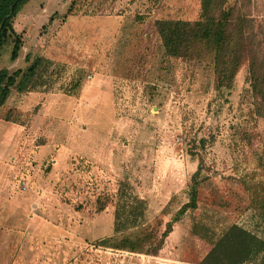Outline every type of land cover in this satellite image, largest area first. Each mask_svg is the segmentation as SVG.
I'll return each instance as SVG.
<instances>
[{"label":"rangeland","instance_id":"rangeland-1","mask_svg":"<svg viewBox=\"0 0 264 264\" xmlns=\"http://www.w3.org/2000/svg\"><path fill=\"white\" fill-rule=\"evenodd\" d=\"M199 11V0H24L11 16L0 68L49 64L0 105V264H200L232 224L264 238V117L247 66L216 90L209 61L166 55L154 30ZM198 164L195 207L178 212ZM221 252L212 260H230Z\"/></svg>","mask_w":264,"mask_h":264},{"label":"trees","instance_id":"trees-1","mask_svg":"<svg viewBox=\"0 0 264 264\" xmlns=\"http://www.w3.org/2000/svg\"><path fill=\"white\" fill-rule=\"evenodd\" d=\"M24 0H0V42L6 35L11 16ZM71 1L67 12L71 11ZM199 16L196 19L157 18L153 20L164 53L183 59H206L212 65L213 84L216 90L229 88L242 65L247 66L248 82L253 97V113L264 117V14L254 0H199ZM262 7V6H261ZM258 8V9H257ZM263 10V8H262ZM263 15V16H258ZM21 40L14 34L10 59L17 56ZM49 60L42 56L34 57L23 69L9 72L0 68V105L8 97L10 90L27 91L40 84ZM79 76L71 88L77 91L81 85ZM203 142V139L200 140ZM200 165L191 175L192 193L190 200L180 207H195L197 183L200 178ZM132 212L142 213L144 201L137 199L130 204ZM135 214V215H137ZM117 217V215H116ZM264 219V216L261 215ZM170 231V224L161 232ZM149 237V236H146ZM230 260H212L218 254ZM264 264V238L237 224L225 229L214 246L200 261V264Z\"/></svg>","mask_w":264,"mask_h":264},{"label":"built area","instance_id":"built-area-1","mask_svg":"<svg viewBox=\"0 0 264 264\" xmlns=\"http://www.w3.org/2000/svg\"><path fill=\"white\" fill-rule=\"evenodd\" d=\"M21 182H22V185H23V184H26L27 183V180L24 179Z\"/></svg>","mask_w":264,"mask_h":264}]
</instances>
